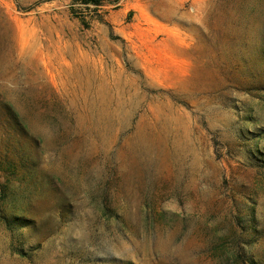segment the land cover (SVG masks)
Instances as JSON below:
<instances>
[{"label":"rangeland","instance_id":"1","mask_svg":"<svg viewBox=\"0 0 264 264\" xmlns=\"http://www.w3.org/2000/svg\"><path fill=\"white\" fill-rule=\"evenodd\" d=\"M0 264H264V0H0Z\"/></svg>","mask_w":264,"mask_h":264}]
</instances>
